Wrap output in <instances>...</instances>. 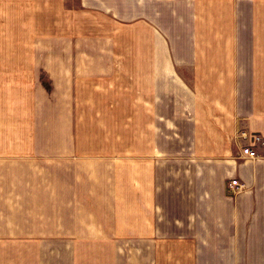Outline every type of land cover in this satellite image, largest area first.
<instances>
[{"label": "crops", "instance_id": "crops-1", "mask_svg": "<svg viewBox=\"0 0 264 264\" xmlns=\"http://www.w3.org/2000/svg\"><path fill=\"white\" fill-rule=\"evenodd\" d=\"M0 264H264V0H0Z\"/></svg>", "mask_w": 264, "mask_h": 264}, {"label": "built area", "instance_id": "built-area-1", "mask_svg": "<svg viewBox=\"0 0 264 264\" xmlns=\"http://www.w3.org/2000/svg\"><path fill=\"white\" fill-rule=\"evenodd\" d=\"M239 138L242 139V140H249L250 143L248 142V144H245L241 147V150H240V157L241 158H246V159H254L257 157V154L254 150V146L258 143H262L263 142V139L261 136L259 135H249L248 133L246 132H242L240 135H239ZM244 184L236 179V178H233L231 180H229V182L226 184V193L230 196L232 195H237L239 193H241L243 190H244Z\"/></svg>", "mask_w": 264, "mask_h": 264}, {"label": "rangeland", "instance_id": "rangeland-1", "mask_svg": "<svg viewBox=\"0 0 264 264\" xmlns=\"http://www.w3.org/2000/svg\"><path fill=\"white\" fill-rule=\"evenodd\" d=\"M70 2H75V0H70ZM242 132H240V133H238L237 134V136H235V138H237V139H240L239 138V135L241 134ZM247 133V132H246ZM249 135H254V134H249ZM242 140V139H241ZM242 141H244L246 144H248V142L250 143V141L247 139V140H242ZM245 145V144H244ZM243 146V145H242ZM254 148V147H253ZM241 150V149H240ZM240 157V156H239ZM243 159H246V158H243ZM231 179H233V178H230L229 180H231ZM236 179H238V178H236ZM229 180H227V183L229 182ZM239 180V179H238ZM226 183V184H227ZM226 184H225V190H226ZM227 194V193H226ZM228 195V194H227ZM229 196V195H228ZM234 196H236V195H230L229 197H234Z\"/></svg>", "mask_w": 264, "mask_h": 264}]
</instances>
